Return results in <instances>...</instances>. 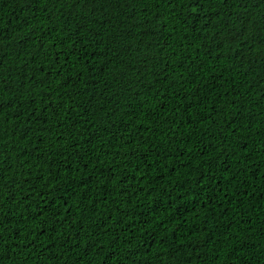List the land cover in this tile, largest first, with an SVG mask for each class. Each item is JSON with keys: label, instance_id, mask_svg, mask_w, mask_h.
I'll return each instance as SVG.
<instances>
[{"label": "trees", "instance_id": "obj_1", "mask_svg": "<svg viewBox=\"0 0 264 264\" xmlns=\"http://www.w3.org/2000/svg\"><path fill=\"white\" fill-rule=\"evenodd\" d=\"M0 264H264V0H0Z\"/></svg>", "mask_w": 264, "mask_h": 264}, {"label": "snow or ice", "instance_id": "obj_2", "mask_svg": "<svg viewBox=\"0 0 264 264\" xmlns=\"http://www.w3.org/2000/svg\"><path fill=\"white\" fill-rule=\"evenodd\" d=\"M225 2H226V0H225ZM192 3L193 4H200V0H192ZM201 7H202V5H200ZM192 11H193V13H195L196 12V8L194 7L193 9H192Z\"/></svg>", "mask_w": 264, "mask_h": 264}]
</instances>
